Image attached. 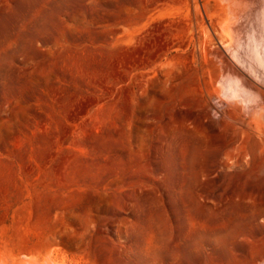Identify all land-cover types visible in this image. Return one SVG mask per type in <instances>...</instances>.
Instances as JSON below:
<instances>
[{
    "label": "rangeland",
    "instance_id": "obj_1",
    "mask_svg": "<svg viewBox=\"0 0 264 264\" xmlns=\"http://www.w3.org/2000/svg\"><path fill=\"white\" fill-rule=\"evenodd\" d=\"M196 1L0 0V258L264 264V142L181 131Z\"/></svg>",
    "mask_w": 264,
    "mask_h": 264
},
{
    "label": "bare ground",
    "instance_id": "obj_2",
    "mask_svg": "<svg viewBox=\"0 0 264 264\" xmlns=\"http://www.w3.org/2000/svg\"><path fill=\"white\" fill-rule=\"evenodd\" d=\"M194 7L195 19L188 5L184 20L192 35L189 45L192 76L201 95L196 115H206L207 119L206 123L195 120L182 124L185 146L190 148L199 142L203 138L202 131L206 135L223 134L232 140L256 136L254 142L263 143L264 0H206L203 7L199 1ZM203 9L208 16L216 18L204 28ZM200 29L204 39L195 38ZM37 259L30 257L17 264L65 262L51 258L53 263L47 257L43 262ZM0 264L10 263L1 257Z\"/></svg>",
    "mask_w": 264,
    "mask_h": 264
}]
</instances>
